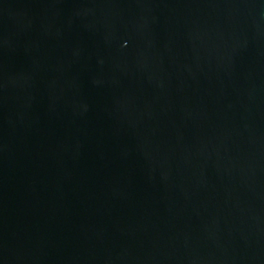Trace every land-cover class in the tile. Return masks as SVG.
Segmentation results:
<instances>
[{"label": "water", "instance_id": "1", "mask_svg": "<svg viewBox=\"0 0 264 264\" xmlns=\"http://www.w3.org/2000/svg\"><path fill=\"white\" fill-rule=\"evenodd\" d=\"M0 264H264V0H0Z\"/></svg>", "mask_w": 264, "mask_h": 264}]
</instances>
